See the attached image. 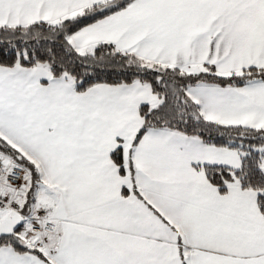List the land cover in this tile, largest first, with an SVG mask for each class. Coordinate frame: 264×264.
<instances>
[{"label":"snow or ice","instance_id":"obj_1","mask_svg":"<svg viewBox=\"0 0 264 264\" xmlns=\"http://www.w3.org/2000/svg\"><path fill=\"white\" fill-rule=\"evenodd\" d=\"M0 264H264V0H0Z\"/></svg>","mask_w":264,"mask_h":264}]
</instances>
